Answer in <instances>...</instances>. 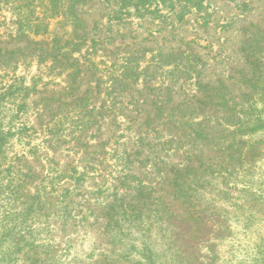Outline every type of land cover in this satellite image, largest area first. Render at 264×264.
<instances>
[{
  "label": "rangeland",
  "instance_id": "obj_1",
  "mask_svg": "<svg viewBox=\"0 0 264 264\" xmlns=\"http://www.w3.org/2000/svg\"><path fill=\"white\" fill-rule=\"evenodd\" d=\"M61 5L0 0V264H264V82L239 100L236 139L261 154L242 167L245 149L189 136L195 80L172 61L193 52L203 82L240 94L241 29L264 30V0H203L181 20V3L79 4L84 111L47 57L71 37Z\"/></svg>",
  "mask_w": 264,
  "mask_h": 264
},
{
  "label": "trees",
  "instance_id": "obj_2",
  "mask_svg": "<svg viewBox=\"0 0 264 264\" xmlns=\"http://www.w3.org/2000/svg\"><path fill=\"white\" fill-rule=\"evenodd\" d=\"M88 1L90 0H60V5L61 2H63V4L61 5V10L58 14L66 20L65 23L70 24L71 37L65 42L60 41L63 44H60V46H57L58 40L52 41V43H50V52L47 56L50 57L52 64L58 65L57 68L60 69L59 73H64L65 86L63 90L66 96L70 98V102H66V106L70 104L75 107L80 106L83 111L86 108L85 103L87 99V96L85 95L87 91H84L83 93L79 92V83H81L83 79V63L73 56V52L79 51L80 45L85 42L84 34L80 33V31H83L84 29V24L78 16V6L79 4H85ZM120 1L122 3L120 6L121 9L122 7L125 8L127 6H132L136 9V11H139L141 7H149L153 4H155L156 7L158 5L173 9L174 4L181 3V9L177 13L180 20L184 17L186 11H190L189 8H194L196 12L204 10L203 0ZM185 4H191V7H187ZM54 6L57 8L56 2ZM207 17H209L207 14L202 17L205 25L208 23H205ZM81 26L83 29H81ZM241 31L243 32V38L239 45V51L241 53L240 59L242 60V64L239 66V69L233 77L235 78L236 84L243 86L240 94L234 95L232 92H228V87L225 85L224 81H218L216 85L210 82H203L201 79L200 69L201 60L193 52H179L174 54L172 61L174 62V66L177 69H180V74L183 75L185 79L188 80L191 77H194L195 80L196 94L193 96L192 102H189V104L185 106L197 112L196 118H193L192 115L189 116L190 118L192 117L189 126L191 131L189 136L207 144L209 142L211 143L216 134L219 135L220 138H223V142H218L215 146L218 147V150L222 152V154H225L227 151L239 152L240 148L245 149V152L243 153L244 158L241 156L231 157L233 159L232 161L238 160V165L243 167V164L251 161L250 158L256 162V158L261 155L259 148L260 142L237 140L235 134L241 129L243 130L249 128V123H251L246 120L247 118L245 117L244 112H239V110H245L239 100H252L254 93L252 91L257 88L259 89L264 82V68H262L261 60L264 51V30H261L253 23H249L246 27L243 25V29H241ZM61 49H65V51L61 52ZM169 57L170 54L166 56L167 59H169ZM22 90L23 88L17 91L20 92ZM32 90L34 91V88H32ZM260 91L261 92H258L259 97L262 95L260 93H263V88H260ZM2 98L3 97L0 95V103L4 99ZM164 106H161L159 110H163ZM184 109H182V111H186L188 108ZM177 111V115L182 113L179 106ZM177 115H173L175 116L174 120ZM182 115L184 114L182 113ZM211 121H213V126H209ZM181 124L182 121L180 122V125ZM224 126L227 127L226 130L224 129ZM230 127L234 128L230 130ZM225 132L228 135L226 134L225 137H223V133ZM5 138L6 136L4 134H0V165L3 159L2 147L4 145ZM237 157L240 159H237ZM196 174L197 170L195 168L193 178ZM196 218H198V216ZM182 223L183 224H180L179 227H182L183 225L187 226V223L183 221ZM173 227H175L173 229V233L177 236L180 232L176 231V224H174Z\"/></svg>",
  "mask_w": 264,
  "mask_h": 264
}]
</instances>
